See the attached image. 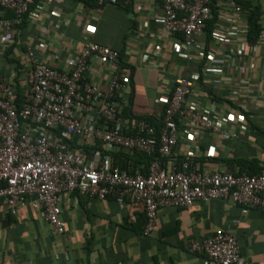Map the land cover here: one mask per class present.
Instances as JSON below:
<instances>
[{
	"label": "built area",
	"instance_id": "built-area-1",
	"mask_svg": "<svg viewBox=\"0 0 264 264\" xmlns=\"http://www.w3.org/2000/svg\"><path fill=\"white\" fill-rule=\"evenodd\" d=\"M37 0H0V39L17 34L29 8ZM129 0H95L98 5ZM251 1V0H244ZM210 0H162L161 27L174 44L179 58L196 62L190 74L175 78L173 87L156 103L161 105L160 130L143 120L122 117L121 110L130 100V73L120 65V53L97 43L86 44L75 57L64 56L62 44L49 39L45 50L35 51L24 44L20 64L28 70L29 88L16 103L12 79L0 78V202L13 216L27 200L58 235L64 233L60 218L62 195L78 193L105 199L118 195L143 209L142 233L155 229L159 208H186L196 202L228 200L241 208L264 210V159L254 175L226 171H201L195 150L176 161L172 169L163 166L180 140L195 144L203 134L219 140L236 138L234 124L248 129L246 99L258 83L250 79L227 82L228 95L235 108L209 102L204 86L218 88L222 73L248 49L247 70L257 61V41H246L247 27L241 25V7L237 0H219L229 6L218 11L217 25L207 36L211 19ZM1 45L4 54L14 40ZM230 47L233 57L222 47ZM47 50L49 53H47ZM93 63L107 70L104 88L89 74ZM264 98V95H263ZM76 146H96L86 153ZM198 149V148H196ZM142 153L149 158L145 174L114 167L118 153ZM214 152L206 153L213 157ZM188 251L205 256L204 264H243L239 244L226 232L198 242L191 240Z\"/></svg>",
	"mask_w": 264,
	"mask_h": 264
},
{
	"label": "crops",
	"instance_id": "crops-1",
	"mask_svg": "<svg viewBox=\"0 0 264 264\" xmlns=\"http://www.w3.org/2000/svg\"><path fill=\"white\" fill-rule=\"evenodd\" d=\"M253 1L260 7L262 28L255 68H246L250 58L247 49L224 68L220 87L204 86L207 101L235 108L227 82L243 78L256 81L254 93L246 99L248 129L241 131L234 124L232 131L237 137L226 140L206 133L192 145L180 140L171 157L163 160L165 169H172L176 161L195 150L194 161L201 171H259L264 159V0ZM161 2L129 0L98 5L93 0H37L16 29L17 34L0 39V50L7 39L14 40L6 53H0V78L12 79L16 93L23 97L30 80L28 70L20 64L25 43L42 51L49 39H56L63 43L64 56L71 57L86 44L97 43L119 51L120 65L133 69L127 105L130 113L158 120L162 106L156 100L171 90L176 77L192 73L198 65H186L163 33ZM221 10L229 12V6L218 4V11ZM240 17L245 26V16ZM217 27L228 26L218 20ZM222 49L233 57L230 47ZM89 76L105 87L104 67L93 63ZM209 152H214L213 157H206ZM60 218L64 222L62 235L56 234L30 200L13 216L0 202V264H204L203 254L188 251L189 242H201L217 232L236 238L243 264H264V210L252 207L243 214L238 205L228 200L196 202L186 208H159L150 236L142 233V206L128 198L120 203L118 195L103 200L78 193L62 195Z\"/></svg>",
	"mask_w": 264,
	"mask_h": 264
},
{
	"label": "trees",
	"instance_id": "trees-1",
	"mask_svg": "<svg viewBox=\"0 0 264 264\" xmlns=\"http://www.w3.org/2000/svg\"><path fill=\"white\" fill-rule=\"evenodd\" d=\"M95 1V0H93ZM218 2L219 0H210V3L208 5L210 12H211V19L207 21V35L209 37L210 33L214 29L215 25H217V18H218ZM237 3L241 7L242 14L245 16V22L247 26V34H246V41L250 45H254L257 43L261 36L262 28L260 25V17H261V10L260 7L254 3L253 0L251 1H244V0H237ZM209 39V38H208ZM120 53V52H119ZM121 55V53H120ZM121 60V59H119ZM122 67L127 69L130 73V78L132 76L133 69L122 64ZM132 89L131 87V82H130V90ZM131 96V94H130ZM16 103L18 104L21 100L22 95L17 94L16 95ZM121 115L122 117H132L133 119L136 120H143L150 124L151 126H154L157 131L161 129L162 124L160 120H157L155 118H152L151 116H143V117H136L133 116L130 113L129 107H123L121 110ZM67 143L71 144V146H75L78 148L83 149L86 153H89L90 151H95L96 146L91 145V146H85L81 145L79 146L80 143L76 146V139L72 140H66ZM115 160L122 161V163L118 164L115 162ZM124 160V162H123ZM149 163V158L142 154V153H118L115 154L113 157V166L119 168L120 170H127L130 173L134 174L137 171H141V173L145 174V168ZM253 163H250V166ZM259 172V171H258ZM256 172V174L258 173ZM255 172H251L250 175H254Z\"/></svg>",
	"mask_w": 264,
	"mask_h": 264
}]
</instances>
